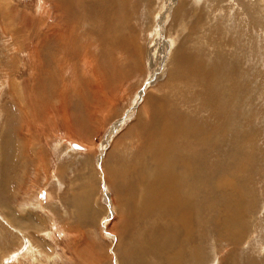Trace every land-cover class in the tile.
<instances>
[{
    "label": "rangeland",
    "instance_id": "1",
    "mask_svg": "<svg viewBox=\"0 0 264 264\" xmlns=\"http://www.w3.org/2000/svg\"><path fill=\"white\" fill-rule=\"evenodd\" d=\"M172 171L193 208L130 216ZM220 210L243 240L211 235ZM133 257L264 264V0H0V264Z\"/></svg>",
    "mask_w": 264,
    "mask_h": 264
},
{
    "label": "bare ground",
    "instance_id": "2",
    "mask_svg": "<svg viewBox=\"0 0 264 264\" xmlns=\"http://www.w3.org/2000/svg\"><path fill=\"white\" fill-rule=\"evenodd\" d=\"M6 6L3 7V8L7 9ZM3 13L5 14L4 11H3ZM175 16H179V15L176 14ZM53 31H57V29H54ZM120 47L123 48V51H122L123 55L127 54V51L131 52L132 54H135V49L133 47V44L128 39L127 40L126 39H122ZM171 131H172L171 126H169L167 123H163L161 131L159 133L155 134L154 136H152L151 138H149L145 143H150V142L156 143V142H158V140H160L162 142H166L169 139V137H170ZM213 145H215V144H213ZM151 150H154V147L151 148ZM144 152H145V146L143 147L142 152H141L143 156H144ZM163 157H164V155H160L159 156V158H163ZM188 164H189V162L187 161V163L181 162V163H178L176 165H182V166H180L182 168V171H181L182 174H190L191 168H190V164L189 165ZM176 165L168 166L165 163L161 162L157 168L161 169L162 171H165L166 169L168 170L170 168L176 167ZM130 172H135L134 173L135 175L137 173L136 170H133V171H130ZM177 174L178 173H176L174 171L166 172V173H162V174H156L154 177L151 178L149 183H145L143 181L134 182V187L135 188L137 187L140 190L142 189L141 190L142 193H141V195H139V194L135 195V193H133L132 196L129 198V200H133V201L136 202V203L132 204L129 215L130 216H135L136 215L137 219H138V217L141 216L140 215L141 206H145V207L148 208L147 209V213H151L152 215H156V214H154V212L157 209V207L162 209V210H166V209H168V207L175 200H177L178 201L177 204H176V208H177V211H178L177 215H175V214L168 215L166 213L163 216V218L161 219L164 222L168 223L171 218L172 219L176 218V221H177L180 218V211L183 210L184 208L187 209V206H189L190 208H193V206L190 205V204H193V200H192V203L189 202L188 204H186V201H184V200L182 202H180L178 200V196L181 197L180 193L182 191V187H186V190H187V185H188L190 180L188 178L186 180H180L178 182H175L173 180V177L175 175H177ZM133 179H134V177H132V180ZM190 179H192V178H190ZM131 184H132V182H131ZM131 184H130L131 189H135ZM215 188L218 190L219 189L218 185H216ZM178 189H179V192L177 193ZM138 191H136V192L139 193ZM126 198H127V196H125L122 199L123 202L125 201ZM183 199H184V197H183ZM87 203H88V201L85 202V204H87ZM121 208L124 209V204L121 206ZM121 208L119 207V211H118V221L119 222H124V216L122 214V209ZM215 213H216V211H215ZM127 215H128V213H127ZM193 215H194V213H193ZM188 216L190 218H192V219L194 217V216L192 217L191 213ZM216 217L218 219L217 220L214 219L215 231L211 233V235L213 237H217V238L221 239L220 236H224V239H227V240L231 241V243H233V242L235 243L236 241L243 240L242 237L245 236V230L241 229V227H240V225L242 224V221H240V220H238L239 222L237 221L239 216L235 215V213H233V212L228 214L226 210H224V211L220 210ZM138 221L140 222L139 219H138ZM155 228H156V226H155ZM190 229H191L190 226H188L186 228V232L185 233L188 234L190 232ZM195 230H197V229H195ZM250 231H251V229H250ZM177 233L178 232H176V234ZM190 235L183 236V238L182 237L180 238V236L177 235V238H180V241L188 240L190 238ZM155 236L159 237L160 235L156 232ZM169 236H170L169 234H167V233L165 234V237H166L167 240L170 239ZM172 236H176V235H172ZM172 236H170V237L173 238ZM130 237H131V235H128L126 237V239L129 240ZM172 242H174V241H172ZM175 243H176V241H175ZM151 249H152L151 245L148 244L147 247H146V250L149 251ZM129 258L130 257L128 256V260H129ZM133 261L134 262L132 264H139L140 263V257H133Z\"/></svg>",
    "mask_w": 264,
    "mask_h": 264
}]
</instances>
